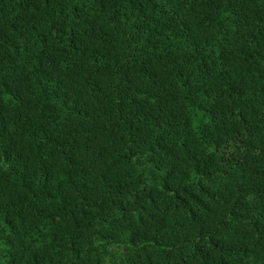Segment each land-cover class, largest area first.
<instances>
[{"label":"trees","instance_id":"trees-1","mask_svg":"<svg viewBox=\"0 0 264 264\" xmlns=\"http://www.w3.org/2000/svg\"><path fill=\"white\" fill-rule=\"evenodd\" d=\"M0 264H264V0H0Z\"/></svg>","mask_w":264,"mask_h":264}]
</instances>
